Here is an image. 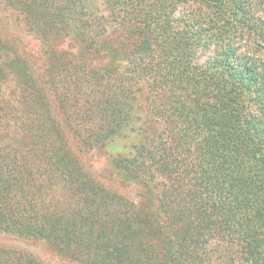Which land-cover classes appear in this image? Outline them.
Here are the masks:
<instances>
[{
  "label": "trees",
  "instance_id": "16d2710c",
  "mask_svg": "<svg viewBox=\"0 0 264 264\" xmlns=\"http://www.w3.org/2000/svg\"><path fill=\"white\" fill-rule=\"evenodd\" d=\"M1 1L53 62L40 80L0 34V230L75 264H264V0ZM62 122L142 200L95 180Z\"/></svg>",
  "mask_w": 264,
  "mask_h": 264
},
{
  "label": "rangeland",
  "instance_id": "374dc122",
  "mask_svg": "<svg viewBox=\"0 0 264 264\" xmlns=\"http://www.w3.org/2000/svg\"><path fill=\"white\" fill-rule=\"evenodd\" d=\"M0 34L8 40L14 41V45L22 58L28 61L33 72L40 76V80L46 77L48 67L52 64V52L41 46L36 36L27 29L23 20L14 11L8 10L3 6L0 0ZM53 44L52 51L62 55L64 64L69 69H74V63H83L77 52V46L74 40L67 34H60L51 42ZM201 59L200 61H203ZM88 61H85L87 64ZM92 68V63L85 65L86 70ZM49 91L46 90V93ZM48 101L52 110L60 118L62 114L60 107L56 104L52 94L48 93ZM68 143L72 151L79 157L86 171L95 179L119 194L140 202L142 197L139 193V186L135 183L124 182L119 177L114 176L111 167L113 154L107 152L106 147H100L92 150H82L79 148L78 141L74 138L70 128L66 127V123L62 122ZM65 202V199L63 200ZM0 247H10L33 256L43 264H75L74 260L67 258L66 253L54 243L45 240H28L0 230Z\"/></svg>",
  "mask_w": 264,
  "mask_h": 264
}]
</instances>
